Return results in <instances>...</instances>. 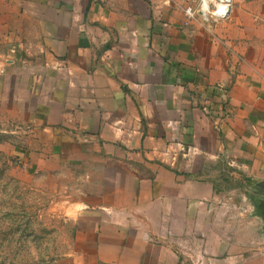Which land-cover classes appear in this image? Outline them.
<instances>
[{"label": "crops", "instance_id": "1", "mask_svg": "<svg viewBox=\"0 0 264 264\" xmlns=\"http://www.w3.org/2000/svg\"><path fill=\"white\" fill-rule=\"evenodd\" d=\"M190 1L0 0V123L70 177L91 263L264 264V0Z\"/></svg>", "mask_w": 264, "mask_h": 264}, {"label": "rangeland", "instance_id": "2", "mask_svg": "<svg viewBox=\"0 0 264 264\" xmlns=\"http://www.w3.org/2000/svg\"><path fill=\"white\" fill-rule=\"evenodd\" d=\"M8 130L0 123V264H95L72 221L70 177L33 163V133Z\"/></svg>", "mask_w": 264, "mask_h": 264}, {"label": "built area", "instance_id": "3", "mask_svg": "<svg viewBox=\"0 0 264 264\" xmlns=\"http://www.w3.org/2000/svg\"><path fill=\"white\" fill-rule=\"evenodd\" d=\"M233 3L234 0H192L184 7L183 25L187 27L196 22L208 26L226 20L232 12Z\"/></svg>", "mask_w": 264, "mask_h": 264}, {"label": "water", "instance_id": "4", "mask_svg": "<svg viewBox=\"0 0 264 264\" xmlns=\"http://www.w3.org/2000/svg\"><path fill=\"white\" fill-rule=\"evenodd\" d=\"M258 186L261 187V188L263 189V188H264V182H263V181H262V182H259V183H258Z\"/></svg>", "mask_w": 264, "mask_h": 264}, {"label": "clouds", "instance_id": "5", "mask_svg": "<svg viewBox=\"0 0 264 264\" xmlns=\"http://www.w3.org/2000/svg\"><path fill=\"white\" fill-rule=\"evenodd\" d=\"M226 7V6H225Z\"/></svg>", "mask_w": 264, "mask_h": 264}]
</instances>
